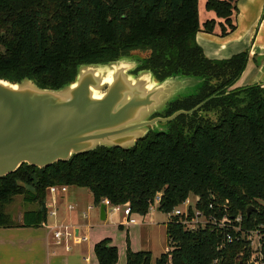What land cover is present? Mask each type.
I'll return each mask as SVG.
<instances>
[{
    "label": "trees",
    "instance_id": "1",
    "mask_svg": "<svg viewBox=\"0 0 264 264\" xmlns=\"http://www.w3.org/2000/svg\"><path fill=\"white\" fill-rule=\"evenodd\" d=\"M198 0H0V79H23L42 89H59L76 77L81 64L113 62L145 53L134 73L150 71L157 81L183 75L201 79L196 94L169 103L162 114L179 115L164 132H148L132 148L100 147L39 169L22 164L0 178V228H35L45 223L51 186L88 189L92 203L107 199L128 206L133 217L157 208L167 214L194 197L199 210L220 219L241 216L243 231L264 228V88H233L246 68L247 53L210 60L196 43ZM205 9L233 30L232 0H207ZM216 22L202 31L211 34ZM223 35L228 34L225 28ZM23 196L34 210L14 224L5 205ZM215 208L214 212L208 206ZM255 210L249 216V207ZM165 225L169 251L155 264H247L242 239L224 241V231L206 227L184 231ZM231 233V232H230ZM264 256V246L262 247ZM125 264H150L149 252H132ZM97 264H117L110 239L93 247Z\"/></svg>",
    "mask_w": 264,
    "mask_h": 264
},
{
    "label": "water",
    "instance_id": "2",
    "mask_svg": "<svg viewBox=\"0 0 264 264\" xmlns=\"http://www.w3.org/2000/svg\"><path fill=\"white\" fill-rule=\"evenodd\" d=\"M139 60L131 55L81 64L74 81L59 89L0 79V178L22 164L43 169L100 147L130 149L148 132H164L155 125L191 115L205 103L150 119L152 112L160 115L169 103L195 95L201 79L176 75L160 82L149 70L134 73ZM99 209L104 220L105 205Z\"/></svg>",
    "mask_w": 264,
    "mask_h": 264
},
{
    "label": "crops",
    "instance_id": "3",
    "mask_svg": "<svg viewBox=\"0 0 264 264\" xmlns=\"http://www.w3.org/2000/svg\"><path fill=\"white\" fill-rule=\"evenodd\" d=\"M232 4L236 10L231 17L234 26L231 31H228L223 19L217 18L214 12L205 9L213 16L209 21L215 20L216 22L211 34L202 31L205 22H200L199 7L197 8L200 31L197 32L196 43L210 60L229 59L232 55L247 53V66L233 88H244L251 85H261L264 88V0H232ZM224 28L228 32L226 35L221 32ZM155 115H157L156 111L152 112L149 118L152 119ZM66 188V193H58L54 197L47 192L49 196L45 200L47 217L41 226L0 228V264H97L95 254H93L94 245L105 238L110 239L113 245V238L106 237L107 235L103 233H93V229L85 220L92 210H88L89 204L86 203L84 207L81 202L83 192L80 191L82 189L72 187L73 190H71L68 186ZM156 211H159L158 208ZM24 212L19 215L18 224L22 223ZM83 213L87 215L85 218L82 217ZM107 217L108 212L105 210L104 220ZM57 223L70 226L74 234L83 238L79 244L74 245L76 250L73 256H66L56 249L57 245L51 238L50 228ZM136 225L138 222L134 226ZM84 249L90 255L84 256L82 254ZM167 251L168 248H166ZM64 252L69 253L65 250Z\"/></svg>",
    "mask_w": 264,
    "mask_h": 264
},
{
    "label": "rangeland",
    "instance_id": "4",
    "mask_svg": "<svg viewBox=\"0 0 264 264\" xmlns=\"http://www.w3.org/2000/svg\"><path fill=\"white\" fill-rule=\"evenodd\" d=\"M205 3L206 0H199L198 4L200 22L202 23L209 21L211 19L210 17H213L210 12L205 10ZM131 55L133 59L144 58L146 56L145 53L141 52H134ZM166 127V124H157L153 130L166 131ZM71 190H73L72 187ZM80 192H83L81 197L83 206L85 207L89 204L92 208V211H87V213L89 212V216L85 219L86 223L93 229V233H103L107 235L106 237L113 238L112 243L116 247L118 253L117 264H125L127 239L129 241V248L132 252L135 251L136 253V251H143L151 254L150 264H155L156 259L159 258L160 255L167 253L166 248H168V240L167 235H165V225L168 223V218L164 213L152 209L144 216L145 218L139 216L134 217L138 222V225L134 226V228H132V226L127 227L125 225L122 210L109 215V209H107V219L100 220V209L91 203V193L89 190L84 188ZM36 207V204L27 203L23 196H17L13 198L9 204L5 205L4 212L10 217L12 223L18 224L17 220L22 212L34 210ZM121 225L123 227H120ZM56 249L66 256H73L76 246H71L69 253H65L62 246H56ZM82 254H84V256L90 255L85 249L82 251Z\"/></svg>",
    "mask_w": 264,
    "mask_h": 264
},
{
    "label": "built area",
    "instance_id": "5",
    "mask_svg": "<svg viewBox=\"0 0 264 264\" xmlns=\"http://www.w3.org/2000/svg\"><path fill=\"white\" fill-rule=\"evenodd\" d=\"M66 192L67 188L65 186H51L48 189L49 195L53 197L58 193ZM158 201V198L154 200V204H152L149 212L157 208ZM101 204H104L105 210L109 209V212L112 214L122 210L127 227L134 226L137 223V219H134L131 215V210L128 206H114L106 198L101 200ZM91 209L89 206L88 210ZM208 210L214 212L215 208L209 205ZM165 215L168 218V222L173 218H177V223L182 226L184 231H196L206 227H213L224 231V241L228 244L235 242L236 239H242L244 244H246L245 246L251 250V256L247 264H264V256L262 253V247L264 246V228L260 227L253 231H243L241 227V216L236 217L235 220L234 218H228L226 215L217 219L213 214L199 210L194 197L185 198L183 203L174 207ZM86 216V213H83L82 217L85 218ZM50 234L55 245L62 246L66 252H69L71 246L79 244L83 240V238L81 239L78 235L74 234V230L70 226L58 223L52 225Z\"/></svg>",
    "mask_w": 264,
    "mask_h": 264
},
{
    "label": "flooded vegetation",
    "instance_id": "6",
    "mask_svg": "<svg viewBox=\"0 0 264 264\" xmlns=\"http://www.w3.org/2000/svg\"><path fill=\"white\" fill-rule=\"evenodd\" d=\"M154 117H157V116H154ZM161 118V117H160ZM172 121V120H171ZM167 123V122H166Z\"/></svg>",
    "mask_w": 264,
    "mask_h": 264
}]
</instances>
